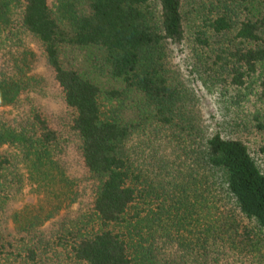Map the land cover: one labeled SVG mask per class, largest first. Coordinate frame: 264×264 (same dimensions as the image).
Wrapping results in <instances>:
<instances>
[{
    "label": "trees",
    "instance_id": "16d2710c",
    "mask_svg": "<svg viewBox=\"0 0 264 264\" xmlns=\"http://www.w3.org/2000/svg\"><path fill=\"white\" fill-rule=\"evenodd\" d=\"M0 106V264H264V0H0Z\"/></svg>",
    "mask_w": 264,
    "mask_h": 264
},
{
    "label": "rangeland",
    "instance_id": "374dc122",
    "mask_svg": "<svg viewBox=\"0 0 264 264\" xmlns=\"http://www.w3.org/2000/svg\"><path fill=\"white\" fill-rule=\"evenodd\" d=\"M174 65H177L181 73V77L188 88L193 90L201 100V111L204 123L210 129H215V124L222 114V105L220 96L217 93L211 92L201 85L200 81L191 73L190 66L183 56L174 58ZM53 97V98H52ZM52 97L43 99L48 104L49 108L54 112L57 111L55 106L56 98ZM14 110L9 106H0V116L11 118L14 115ZM43 194L36 191L34 187L27 185L22 193L21 199L16 204V209L20 210L25 206H37L40 201L44 202ZM76 204H72L70 209H74ZM68 210V207L63 205L58 215H61Z\"/></svg>",
    "mask_w": 264,
    "mask_h": 264
}]
</instances>
